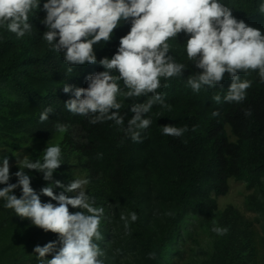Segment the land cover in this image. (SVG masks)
I'll return each mask as SVG.
<instances>
[{
	"label": "trees",
	"instance_id": "16d2710c",
	"mask_svg": "<svg viewBox=\"0 0 264 264\" xmlns=\"http://www.w3.org/2000/svg\"><path fill=\"white\" fill-rule=\"evenodd\" d=\"M226 3L233 16L264 34L260 0ZM44 15L41 3L34 16H29L32 32L19 39L0 29V156L6 155L9 164L19 166L15 153L21 148L26 156L36 159L42 158L41 150H33L36 142L61 147L63 164L53 173V181L66 186L76 179V173L90 179L87 193L96 206L105 209L100 225L103 239L97 242L104 250L105 264H118L128 250L141 257L139 264H171L180 259L177 249L190 238L187 217L212 229L216 198L227 195L230 179L244 182L251 191L245 209L259 216L256 222L260 226L256 229L236 210L227 208L221 222L228 231L217 242L215 264H264V81L258 71L238 73L252 82L246 99L239 103L222 99L217 104L212 99L216 94H226L231 83L227 73L215 88L193 92L186 79L199 70L187 59L183 47L187 37L181 32L177 40L169 41L170 54L188 68L183 77L161 80L158 91L169 107L153 106L149 114L153 123L140 130L141 140L136 142L111 121L92 125L64 107L68 99L74 98L63 92L64 83L87 87L86 76L104 69L98 63L85 64L68 74L61 54L51 50L42 38ZM129 30L128 22L114 29L111 41L96 47L97 60L111 58L120 38ZM118 99L121 112H128L130 101ZM48 106L53 111L41 123L40 112ZM216 110L220 115L213 117ZM128 115L130 118L131 113ZM61 124L64 131L58 129ZM165 125L187 126L188 131L182 137L167 136L162 133ZM17 165H10L11 173L19 170ZM25 171L37 193L47 186L41 173ZM15 182L12 176L10 183ZM60 191L55 188L54 194ZM14 194L19 198L20 189ZM40 199L50 200L42 194ZM69 211L79 209L69 206ZM130 212H135L138 219L125 228L120 217ZM19 220L25 219L5 209L0 201V234L12 231ZM23 231L27 235L19 240L9 264H40L34 248L50 241H57L58 250V234L43 229L41 233L28 228ZM126 237L132 238L131 245L124 243ZM152 252L156 253L155 259L148 258ZM53 254L46 258L51 259Z\"/></svg>",
	"mask_w": 264,
	"mask_h": 264
},
{
	"label": "clouds",
	"instance_id": "9594fccd",
	"mask_svg": "<svg viewBox=\"0 0 264 264\" xmlns=\"http://www.w3.org/2000/svg\"><path fill=\"white\" fill-rule=\"evenodd\" d=\"M41 3L45 13L42 38L61 54L67 73L85 64L98 63L104 69L86 76L87 87L64 83L63 92L74 97L64 107L92 125L111 121L133 141L140 142V130L152 125L149 114L154 105L169 107L158 91L161 80L183 77L188 68L170 54L169 41L177 40L181 32L187 37L183 43L187 59L199 70L186 79L193 92L215 88L227 73L231 83L226 94L212 99L217 104L222 99L239 103L246 99L252 82L238 73L258 71L264 81V34L233 16L226 0H0V29L18 39L31 33L29 16H34ZM259 12L264 14V0H260ZM124 22L130 23V30L120 38L115 53L97 60L96 47L111 41L114 29ZM120 97L130 101L128 112H121ZM140 97L143 102H137ZM52 111V106L44 108L39 121H47ZM218 115V110L212 112L213 117ZM58 129L64 131L65 126L58 125ZM187 131V126L162 127V133L172 137H182ZM41 153L42 158L25 156L15 173L10 172L8 157L0 156L3 207L46 232L58 234V250L57 241L34 248L40 264H105L104 250L97 243L103 239L100 225L105 209L96 206L87 193L90 179L82 176L66 186L53 181V173L63 164L61 147L48 143ZM26 169L41 173L48 182L39 193L31 187ZM12 176L15 183H10ZM17 188L19 198L14 194ZM55 188L61 189L59 194H54ZM41 194L49 197V202H42ZM69 206L79 211L70 213ZM120 218L127 228L138 216L130 212ZM212 231L224 235L228 229L214 226ZM48 254H53L51 259L46 258ZM148 258L155 259L156 253H149Z\"/></svg>",
	"mask_w": 264,
	"mask_h": 264
},
{
	"label": "rangeland",
	"instance_id": "374dc122",
	"mask_svg": "<svg viewBox=\"0 0 264 264\" xmlns=\"http://www.w3.org/2000/svg\"><path fill=\"white\" fill-rule=\"evenodd\" d=\"M47 144H39V142L34 143L33 150L43 151ZM1 152V151H0ZM3 154V153H2ZM15 156L18 161H22L26 156L25 149L21 148L16 153ZM11 168L17 164H10ZM76 179L82 177L78 173L75 174ZM229 191L226 196L216 198V210L214 211V225L215 227L226 228L222 225L221 219L223 212L231 207L236 210L245 221L253 224L256 229L259 228L260 224L256 222L259 216L255 213L248 212L245 209V199L251 194V191L246 189V184L240 181H234L230 179L228 181ZM187 217L186 221L188 223V228L190 229V238L186 239L185 242L180 243L178 251L181 252L180 259H174L171 264H215L216 260V248L217 242L220 240L221 235L212 231L209 226L203 225L200 221ZM28 230L30 232L41 233V228L33 225L30 220H19L18 225L11 231H3L0 234V264L11 263L14 259L15 252L18 247L19 240L23 239L27 232L23 230ZM26 233V234H25ZM14 244H13V243ZM133 243L132 238L126 237L124 243ZM133 253V254H132ZM136 252L127 251L126 255L119 259L118 264H139L141 262V257L135 256Z\"/></svg>",
	"mask_w": 264,
	"mask_h": 264
}]
</instances>
